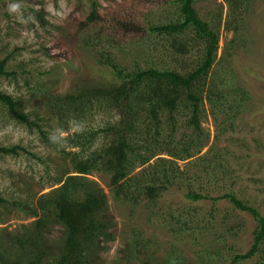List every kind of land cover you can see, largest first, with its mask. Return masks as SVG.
<instances>
[{
    "label": "rangeland",
    "instance_id": "obj_1",
    "mask_svg": "<svg viewBox=\"0 0 264 264\" xmlns=\"http://www.w3.org/2000/svg\"><path fill=\"white\" fill-rule=\"evenodd\" d=\"M93 1L98 3L102 18L81 30L80 23L90 16ZM9 4L19 5L17 11L10 12ZM249 7L236 40L235 32L226 29V22L231 19L228 2L196 0V9L203 19L216 25V19L222 16L212 78L215 74L242 87L248 98L234 120L229 111L213 115L208 104L202 123L209 133L207 144L192 159L178 164L181 169L191 167L189 177L194 190L209 191L213 196L234 192L264 216V0H252ZM176 19L178 7L174 0H0V61L9 58L7 70L17 72L15 77H0V91L18 99L20 111L40 123L47 137L62 143L61 147L47 144L37 128L12 119L0 102V146L21 145L28 151L17 156L1 155L3 198L34 204L41 194L60 185L54 180H64V171L75 174L69 159H64L63 138L87 125L99 126L112 116L116 118V111L112 116L90 113L88 118L75 121L69 131H62L56 115L48 111L47 94L64 95L74 88L106 81L108 69L98 67V54L89 49L92 46L87 48L85 41L102 32L100 48L111 52L123 65L133 64L134 59L143 62L148 54L165 67L191 69L193 57H181L173 63L170 54L163 51L164 46L157 44L147 30L151 24ZM92 40L95 42L96 38ZM155 44L159 51L152 52ZM38 85L42 90L36 88ZM181 126L178 137L186 132L185 124ZM206 155L214 162L219 160L224 168L212 174L203 172L201 165L194 167L197 157ZM88 179L96 181L110 196L108 175L94 173ZM191 181H183L182 188L173 187L158 203L143 202L131 207L109 198L105 219L113 226L116 238L100 242L94 264H165L173 250L176 258H182L181 264H205L206 252L213 254L212 264H234L235 254L251 248L256 220L234 209L227 200L214 206L209 200L189 199L187 188ZM171 214L192 219L193 233L179 236L172 232L167 227ZM0 220V228L17 233L35 217L4 205L0 207ZM46 234L51 254H59L64 226L53 220ZM134 236L145 245L146 261L130 252L128 244ZM236 264H258V258Z\"/></svg>",
    "mask_w": 264,
    "mask_h": 264
},
{
    "label": "trees",
    "instance_id": "obj_2",
    "mask_svg": "<svg viewBox=\"0 0 264 264\" xmlns=\"http://www.w3.org/2000/svg\"><path fill=\"white\" fill-rule=\"evenodd\" d=\"M226 1L231 11L226 29L234 31L237 40L244 13L249 11L252 0ZM174 3L178 7V19L151 24L147 30L155 36L157 44L164 46L163 51L170 54L173 63L181 57H193L195 62L191 61V69L165 67L148 54L143 62L134 59L133 64L123 65L111 52L100 48L102 32H98L94 36L95 42L92 38L85 44L97 52L98 67L108 69L104 76L106 81L74 88L64 95L47 94L48 111L56 115L62 131H69L90 113L112 116L116 111L117 116H112L113 119L103 125H87L63 138L66 145H63L62 153L64 159H69L75 174L64 171V180H54L60 185L41 194L34 204L29 200L9 201L0 193V207L10 205L35 217L29 226H23L17 233L0 228V264H94L100 242H112L116 238L113 226L105 219L109 198L134 207L143 202L158 203L173 187L182 188L183 181H191V167L181 169L178 161L192 159L209 139V133L202 125L207 115L206 106L210 105L215 116L232 112L231 120L242 112L248 98L246 90L215 74L212 78L220 47L222 16L214 25L199 15L196 0H174ZM100 18L98 3L93 1L90 16L80 23L79 29L84 30ZM157 44L152 52L159 51ZM8 60L0 61V77L17 75V72L7 70ZM39 86L36 88L41 89ZM0 102L12 119L37 128L47 144L61 147V141L54 142L47 137L40 123L20 111L18 99L0 91ZM184 124L186 132L178 137ZM20 152L28 151L21 145L0 146V157L17 156ZM207 158L208 155L197 157L194 167L201 165L203 172L212 174L224 168L219 160L214 162ZM94 173L109 176L110 196L96 181L88 179ZM192 186L191 181L187 188L189 199L209 200L214 206L227 200L234 209L246 212L256 220L251 248L235 254L232 263L256 256L258 264H264V216L260 211L234 192L213 196L209 191L198 192ZM53 220L65 228L63 246L56 255L51 254L46 234ZM168 224L167 227L179 236L194 230L192 219L182 215L171 214ZM138 239L134 236L129 242L130 252L146 261L145 245ZM174 251L168 255L165 264L183 263ZM204 255L207 258L205 264H212L213 254L206 252Z\"/></svg>",
    "mask_w": 264,
    "mask_h": 264
},
{
    "label": "clouds",
    "instance_id": "obj_3",
    "mask_svg": "<svg viewBox=\"0 0 264 264\" xmlns=\"http://www.w3.org/2000/svg\"><path fill=\"white\" fill-rule=\"evenodd\" d=\"M18 7H19V5H17V4H9L8 9L10 12H16Z\"/></svg>",
    "mask_w": 264,
    "mask_h": 264
}]
</instances>
